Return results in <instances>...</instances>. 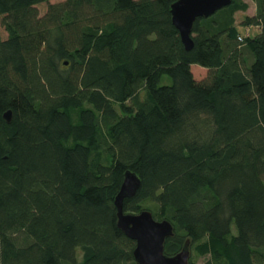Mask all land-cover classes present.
<instances>
[{"label": "trees", "instance_id": "trees-1", "mask_svg": "<svg viewBox=\"0 0 264 264\" xmlns=\"http://www.w3.org/2000/svg\"><path fill=\"white\" fill-rule=\"evenodd\" d=\"M47 1L0 0V264H136L126 170L141 184L123 210L171 222L165 254L188 240L189 264H264V0L197 18L189 51L176 0L39 16Z\"/></svg>", "mask_w": 264, "mask_h": 264}, {"label": "water", "instance_id": "water-1", "mask_svg": "<svg viewBox=\"0 0 264 264\" xmlns=\"http://www.w3.org/2000/svg\"><path fill=\"white\" fill-rule=\"evenodd\" d=\"M231 0H176L171 4V21L177 29L185 50L193 47L192 27L197 18L208 17L217 10L228 6ZM67 63L66 61L64 62ZM6 122L11 120V110L2 113ZM141 184L139 176L126 170L115 195L117 227L126 237L135 242L132 251L136 264H189L190 244L186 240L181 250L174 255L164 253V243L174 235L173 225L167 219L157 220L151 211L145 209L138 213L123 210L125 198L133 197Z\"/></svg>", "mask_w": 264, "mask_h": 264}, {"label": "rangeland", "instance_id": "rangeland-1", "mask_svg": "<svg viewBox=\"0 0 264 264\" xmlns=\"http://www.w3.org/2000/svg\"><path fill=\"white\" fill-rule=\"evenodd\" d=\"M59 1H62V0H48L47 2H43L41 4L36 5V8H37L38 13H39V16H42L46 12L48 4L57 3ZM242 1L247 4V8L244 11H237L235 13V18H236L237 22H239V20H241L246 15H248V16L253 15L255 13V11H256L255 3H254L253 0H242ZM238 29H239V31H241L243 33L245 32V29L242 28V27H238ZM0 32H1V37L2 38H6L7 37V33H6V31L3 30L2 26L0 27ZM252 33H253V31L251 32V34ZM191 69H192V72H193V76L196 79H200V78H202V77H204L206 75V69L201 68V67H199L197 65H193L191 67ZM170 82H171V80L167 76H163L162 77L161 84H170ZM195 260H196V262L198 264H204L206 258L205 257H199V258H197Z\"/></svg>", "mask_w": 264, "mask_h": 264}]
</instances>
